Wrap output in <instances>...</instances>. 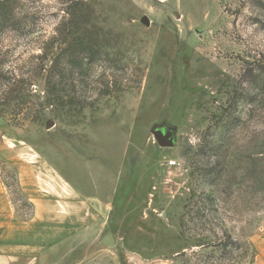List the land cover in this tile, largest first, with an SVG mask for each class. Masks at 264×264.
Segmentation results:
<instances>
[{"label": "rangeland", "instance_id": "374dc122", "mask_svg": "<svg viewBox=\"0 0 264 264\" xmlns=\"http://www.w3.org/2000/svg\"><path fill=\"white\" fill-rule=\"evenodd\" d=\"M68 1L19 0L29 31L7 30L0 45H31L12 58L39 53ZM85 1L107 49L82 74L60 66L77 102L30 123L0 116L5 224L32 226L44 264L264 261V91L244 77L264 69V11L250 0ZM156 125L173 146L157 143Z\"/></svg>", "mask_w": 264, "mask_h": 264}, {"label": "trees", "instance_id": "16d2710c", "mask_svg": "<svg viewBox=\"0 0 264 264\" xmlns=\"http://www.w3.org/2000/svg\"><path fill=\"white\" fill-rule=\"evenodd\" d=\"M18 2L19 0H0V35L11 30L25 36L29 31L19 16ZM248 2L251 6L264 11V0ZM64 12L66 15L61 23L58 38L36 42L39 53L12 58L8 52L20 45L28 51L31 45L19 41L12 44L13 47L9 50L0 45V116L10 114L14 124L38 121L46 106H55L58 110H63L76 103L72 95L65 91L64 68L60 66L68 67L71 73L82 74V65L92 64L101 52L107 49L105 40L90 27L87 1L69 0ZM36 44L33 42L32 47H36ZM55 47L59 52L50 58ZM244 77L248 78L251 86L253 84L261 86L264 91V69H246ZM39 79L44 80L42 96L37 94L40 91ZM73 86L71 84L72 88Z\"/></svg>", "mask_w": 264, "mask_h": 264}, {"label": "crops", "instance_id": "0c3cea01", "mask_svg": "<svg viewBox=\"0 0 264 264\" xmlns=\"http://www.w3.org/2000/svg\"><path fill=\"white\" fill-rule=\"evenodd\" d=\"M3 218L4 216L0 213V261L44 264L42 261H46V259L41 258L37 253L39 242L35 240L32 226H23L19 223L6 225ZM12 252L15 254H12ZM257 264H264V261L259 263L257 261Z\"/></svg>", "mask_w": 264, "mask_h": 264}, {"label": "water", "instance_id": "95a60500", "mask_svg": "<svg viewBox=\"0 0 264 264\" xmlns=\"http://www.w3.org/2000/svg\"><path fill=\"white\" fill-rule=\"evenodd\" d=\"M144 21L146 24L149 23V19L147 17L144 18ZM151 133L160 146L169 147L174 145L175 141L173 136L167 130L163 129L162 126H154Z\"/></svg>", "mask_w": 264, "mask_h": 264}, {"label": "built area", "instance_id": "2783aa9c", "mask_svg": "<svg viewBox=\"0 0 264 264\" xmlns=\"http://www.w3.org/2000/svg\"><path fill=\"white\" fill-rule=\"evenodd\" d=\"M175 163V161H172V163L171 164H174Z\"/></svg>", "mask_w": 264, "mask_h": 264}]
</instances>
